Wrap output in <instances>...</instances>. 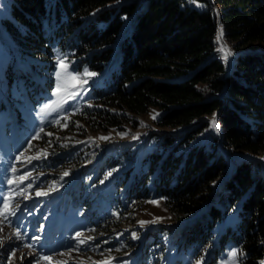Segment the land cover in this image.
<instances>
[{"label": "trees", "instance_id": "16d2710c", "mask_svg": "<svg viewBox=\"0 0 264 264\" xmlns=\"http://www.w3.org/2000/svg\"><path fill=\"white\" fill-rule=\"evenodd\" d=\"M2 26L40 73L55 49L102 74L97 102L84 118L117 125L120 112L161 111L156 148L114 182L125 198L159 196L178 218L180 239L210 253L236 249L238 264L264 262V166L228 150L264 156V0H5ZM237 54L233 71L218 39ZM23 88L28 81H21ZM108 108H115L111 111ZM218 115L222 136L197 140ZM92 118V119H91ZM134 172V173H133ZM220 182L222 184H220Z\"/></svg>", "mask_w": 264, "mask_h": 264}, {"label": "rangeland", "instance_id": "374dc122", "mask_svg": "<svg viewBox=\"0 0 264 264\" xmlns=\"http://www.w3.org/2000/svg\"><path fill=\"white\" fill-rule=\"evenodd\" d=\"M6 14L7 3L0 0V18ZM227 44L221 43L225 60L244 51ZM254 47L264 50L261 43ZM53 61V68L38 73L0 22V264H238L233 246L209 259L203 243L179 239L175 233L186 219L159 196L125 198L126 212H118L114 182L131 168L140 171L156 148L153 133L175 130L156 123L157 107L120 112L117 125L89 124L84 118L104 107L96 100L102 74L59 48ZM206 118L211 126L192 143L214 132L222 136L218 115ZM221 145L231 163L234 156L252 155L264 166L263 154Z\"/></svg>", "mask_w": 264, "mask_h": 264}, {"label": "snow or ice", "instance_id": "6c2138e0", "mask_svg": "<svg viewBox=\"0 0 264 264\" xmlns=\"http://www.w3.org/2000/svg\"><path fill=\"white\" fill-rule=\"evenodd\" d=\"M222 36H223V31L221 30L220 37H218V39L222 38ZM60 63H61V65H64V61H63V60H61ZM57 75H59V73H57ZM84 75H86V76H95L96 74H95V73H91V72H85ZM71 80H72V81H77V80H78L77 75L73 74V75L71 76ZM81 83H82V84H86V83H87V80H83ZM72 86L75 87V84H73ZM59 87H60V86L57 85V89H59ZM54 94H55V90H54ZM72 95H73V98H75V96L78 95V93H73ZM152 118L155 119L156 116L154 115ZM213 126H214V127H217V128L219 127V126L215 123V120H213ZM41 131H42V129H41ZM49 135H51V133H49ZM102 139H108V138H107V137H102ZM133 139H136V137H133ZM13 171H16V169H13ZM111 174H112V173H108L109 176H111ZM64 175L67 176L68 173L65 172ZM11 182H12V181H10V180L8 181V183H11ZM47 194H48V193H46V192L42 193V192H39V191L36 193L37 196H40V195H47ZM153 202L155 203V201H153ZM13 214H14V213H13ZM140 223L143 225L145 222H144V221H141ZM76 235H77V236H80L81 233H77ZM133 236H135V233H133ZM89 239H91V238H89ZM79 243H80V244H84L85 241H84V240H80ZM232 255H233V256H236L237 253H236L235 251H233V252H232ZM44 258H45V259H48V257H44ZM261 264H264V262H261Z\"/></svg>", "mask_w": 264, "mask_h": 264}, {"label": "water", "instance_id": "95a60500", "mask_svg": "<svg viewBox=\"0 0 264 264\" xmlns=\"http://www.w3.org/2000/svg\"><path fill=\"white\" fill-rule=\"evenodd\" d=\"M222 31H223V36H222V38H220L219 39V41L223 44V46L225 47V44H226V46L228 45L227 43H228V41L226 40V38H225V31H224V29L222 28L221 29ZM220 33H221V31H220ZM219 37H220V35H219ZM235 55L236 54H234V56H233V60H232V63H231V65H228L227 66V71H226V73H225V77H228V75L233 71V69H234V64L236 63V57H235ZM228 59L226 58V63L228 64V61H227ZM242 159H251V160H259L260 159V157L259 156H252V155H248V156H243V157H241Z\"/></svg>", "mask_w": 264, "mask_h": 264}, {"label": "bare ground", "instance_id": "6f19581e", "mask_svg": "<svg viewBox=\"0 0 264 264\" xmlns=\"http://www.w3.org/2000/svg\"><path fill=\"white\" fill-rule=\"evenodd\" d=\"M231 55V53H229L228 54V57H227V61H228V64L227 65H231V63H232V60H233V56H230Z\"/></svg>", "mask_w": 264, "mask_h": 264}]
</instances>
